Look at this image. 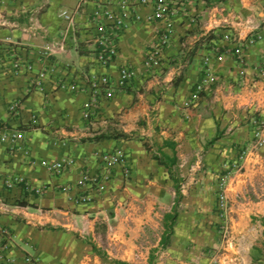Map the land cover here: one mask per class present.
<instances>
[{"label":"crops","instance_id":"0c3cea01","mask_svg":"<svg viewBox=\"0 0 264 264\" xmlns=\"http://www.w3.org/2000/svg\"><path fill=\"white\" fill-rule=\"evenodd\" d=\"M117 1L0 0V125L21 135L16 144L0 141V229L11 233L0 240V264H29L28 255L36 264H264V145L228 179L225 211L217 207L219 178L253 137L250 116L264 122V0H185L172 13L173 32L156 66L144 61L162 23L146 17L150 5H138L140 18L119 32L117 54L104 66L94 59L90 16ZM226 29L255 37L242 79L232 55L214 60ZM206 54L216 80L186 107ZM122 65L135 72L127 86L93 103L89 76L106 74L114 83ZM70 81L81 88L58 86ZM114 129L127 136H108ZM119 146L129 173L108 165L102 190L81 186L82 174L102 179L103 157ZM159 152L175 155L169 169L155 158ZM42 159L64 167L51 172ZM86 192L91 199L80 201ZM173 205V232L161 246L163 216Z\"/></svg>","mask_w":264,"mask_h":264},{"label":"built area","instance_id":"2783aa9c","mask_svg":"<svg viewBox=\"0 0 264 264\" xmlns=\"http://www.w3.org/2000/svg\"><path fill=\"white\" fill-rule=\"evenodd\" d=\"M185 0H119L115 4L111 2H106L97 5L90 16V22L93 24L95 29L94 41L96 43V50L94 59L100 65H108L114 59L117 54V37L119 32L125 28L129 21H135L140 18L137 12L138 5H150L151 10L146 15L150 20L159 21L162 23V29L157 43L151 45L150 49L146 54L144 64L146 66H156L160 63L162 57L163 48L167 45L170 39V35L173 32L172 23V13L177 10V8L184 3ZM61 14L67 18H71L68 11L62 10ZM222 40L226 43L224 46H217L215 50L214 60L221 62L226 53H229L234 57L235 63L237 65V73L242 79L246 77V67L248 65V60L246 56L247 47L251 46L255 42V37L253 35H247L244 38H239L230 29H226L221 35ZM62 48L61 45H59ZM223 48V49H222ZM50 46H46L43 54L46 57ZM219 50V51H218ZM210 55L206 54L202 58L203 62V76L198 80L193 90L189 93L188 99L184 101V105L187 107L193 102L197 101L200 96L207 92L216 80V75L210 65ZM18 62L13 63V73L18 70ZM29 68V65H27ZM47 72L52 70L51 66L46 67ZM260 72L264 73V67ZM135 72L129 66L122 65L118 70V77L115 82H111L106 74L91 75L88 79V87L92 102L98 95H103L105 98L112 96L115 88H124L130 82ZM42 75V73H40ZM33 84L37 89H42L41 77H36ZM59 87L66 88L69 91H77L81 87L77 82L70 81L68 83L60 82ZM8 108L11 112H15L18 108L17 101L9 103ZM88 110L84 111V116L88 117ZM249 122L253 126V137L251 141L240 150V153L231 166V168L221 175L217 184V207L221 212L225 211L226 208V187L227 181L232 176L234 172H240L242 167L243 159L246 155L258 149L264 145V122L251 115ZM21 140V135L18 131L9 130L4 125H0V141H9L10 143L16 144ZM107 165V170L104 171L102 179L97 180V177L89 174H82L79 183L81 186L85 187L96 183L97 189L102 190L104 188V182L109 178L108 165H121L123 167L124 174L129 173V167L127 165L128 158L125 150L122 147H116L111 153L105 155L102 159ZM40 163L49 171L58 173L64 167V162L60 160H46L42 159ZM12 180H7L6 185L12 186ZM68 187H65L67 189ZM80 201H87L91 199L89 192L79 195ZM11 238L10 230L3 227L0 229V240L2 243H6ZM26 261L29 264H36V259L32 256H26Z\"/></svg>","mask_w":264,"mask_h":264},{"label":"trees","instance_id":"16d2710c","mask_svg":"<svg viewBox=\"0 0 264 264\" xmlns=\"http://www.w3.org/2000/svg\"><path fill=\"white\" fill-rule=\"evenodd\" d=\"M108 136H113V137H125L127 134H125L122 131H116L114 133L109 134ZM155 158L158 160L159 163L165 165L168 169L172 164L175 163L176 157L175 155L168 156L164 154L163 152H159V154L155 155ZM174 190H175V204L176 200L179 199L180 197V191H179V186L177 183L174 185ZM176 209L175 206L173 205V209L167 213L164 214L163 216V231L160 237V245L161 246H166L169 243V238L173 232V225L176 219Z\"/></svg>","mask_w":264,"mask_h":264},{"label":"rangeland","instance_id":"374dc122","mask_svg":"<svg viewBox=\"0 0 264 264\" xmlns=\"http://www.w3.org/2000/svg\"><path fill=\"white\" fill-rule=\"evenodd\" d=\"M137 124L140 125L142 128L145 127V122H144L143 119H141V118L137 119ZM109 128H110V127H109ZM113 131L116 132L115 129H114ZM131 135H132V134H131ZM146 143H147V145H148L149 148L153 146V143H150L149 141L146 142Z\"/></svg>","mask_w":264,"mask_h":264}]
</instances>
